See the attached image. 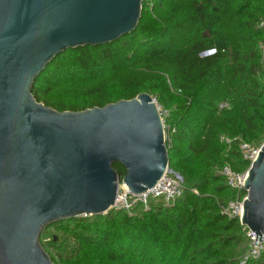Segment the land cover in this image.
Segmentation results:
<instances>
[{
    "label": "trees",
    "instance_id": "16d2710c",
    "mask_svg": "<svg viewBox=\"0 0 264 264\" xmlns=\"http://www.w3.org/2000/svg\"><path fill=\"white\" fill-rule=\"evenodd\" d=\"M263 18L264 0H143L132 33L68 49L39 74L34 99L59 112L149 94L175 129L169 168L184 187L169 206L150 201L148 210L137 204L44 227L40 243L54 264H239L242 227L220 209L238 191L218 171L246 172L240 143H264ZM112 167L122 178L125 169ZM50 230L59 238L51 233L46 244ZM253 264H264V251Z\"/></svg>",
    "mask_w": 264,
    "mask_h": 264
},
{
    "label": "water",
    "instance_id": "95a60500",
    "mask_svg": "<svg viewBox=\"0 0 264 264\" xmlns=\"http://www.w3.org/2000/svg\"><path fill=\"white\" fill-rule=\"evenodd\" d=\"M142 4L0 0V264H54L40 243L44 227L105 215L120 183L139 194L169 168L163 120L149 94L59 112L31 93L35 79L64 51L132 33ZM114 163L125 169L122 178ZM243 186L240 223L264 241V143Z\"/></svg>",
    "mask_w": 264,
    "mask_h": 264
},
{
    "label": "built area",
    "instance_id": "2783aa9c",
    "mask_svg": "<svg viewBox=\"0 0 264 264\" xmlns=\"http://www.w3.org/2000/svg\"><path fill=\"white\" fill-rule=\"evenodd\" d=\"M256 27L258 30L264 33V18L257 22ZM259 49L261 51L262 61L264 62V43L259 44ZM213 52L214 51L204 52L201 54V56H206L212 54ZM262 80L264 83V76ZM228 107L229 104L227 102H222L219 104L220 109ZM160 113L164 126L165 144L166 148L169 149L171 147L172 135L174 134L175 129L171 128L164 121L168 116V112L160 111ZM224 141L226 143L230 142L229 139H224ZM239 148L243 158L249 161L250 164L254 161L259 151V148H256L254 145L245 142H241ZM218 174L225 178L228 186L238 191L236 199L228 202L224 206H220L221 213L229 219L237 218L240 223L243 201L246 198V191L243 190L246 172L235 173L229 166H225L218 171ZM183 191L184 187L181 176L172 169L167 168L166 172L155 184V186L139 194H133L129 192L127 187L120 183L113 209L125 210L130 213L137 204H140L143 206L144 210H148L150 201H162L165 206H169L181 196ZM191 192H193L195 195H198L197 191L191 190ZM240 192H244L245 194L240 197ZM240 226L242 227V232L244 233L247 245L239 264H253L254 261H257L260 258L264 251V241H256V235L251 230L245 226H242L241 223Z\"/></svg>",
    "mask_w": 264,
    "mask_h": 264
},
{
    "label": "rangeland",
    "instance_id": "374dc122",
    "mask_svg": "<svg viewBox=\"0 0 264 264\" xmlns=\"http://www.w3.org/2000/svg\"><path fill=\"white\" fill-rule=\"evenodd\" d=\"M157 104H158V103H157ZM158 106H159L160 111H162V112H164V111L168 112V111L165 110L162 106H160V105H158ZM252 145H253V144H252ZM254 146H255V145H254ZM255 147H256V148H260V147H258V146H255ZM51 233L54 234V232H53L52 230L48 231V232L46 233V235L44 236L45 238L42 239L44 242H46V244L50 242L49 235H50ZM54 237H55V240H53V241H54V242H57L59 236H57V234H54V235H53V238H54Z\"/></svg>",
    "mask_w": 264,
    "mask_h": 264
}]
</instances>
